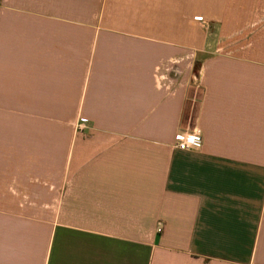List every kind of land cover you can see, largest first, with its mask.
Segmentation results:
<instances>
[{"label":"crops","instance_id":"1","mask_svg":"<svg viewBox=\"0 0 264 264\" xmlns=\"http://www.w3.org/2000/svg\"><path fill=\"white\" fill-rule=\"evenodd\" d=\"M202 5L0 0V199L41 182V264H264V0Z\"/></svg>","mask_w":264,"mask_h":264},{"label":"rangeland","instance_id":"2","mask_svg":"<svg viewBox=\"0 0 264 264\" xmlns=\"http://www.w3.org/2000/svg\"><path fill=\"white\" fill-rule=\"evenodd\" d=\"M203 5H202V0H196V15L195 17L199 19V24H196V31L198 30H211V28H207V25L202 24V20L204 19V17L202 16V9ZM206 9V8H205ZM205 25V26H204ZM216 26V25H215ZM181 27H185L182 29H186L185 23H180V22H173V23H168V22H164L162 23V28H172V29H181ZM217 30V28L214 27V30ZM215 39L214 36H211ZM213 40V39H212ZM203 41L202 37H199V35L196 34V37L194 39V44L195 45H201ZM208 55V54H207ZM214 54H210L209 56H213ZM181 57V56H180ZM196 61L198 63H201V61L203 60V58L205 57L204 54H199L196 56ZM208 57V56H207ZM39 120V119H36ZM76 120L74 119H67V125L68 127L70 126H75ZM57 124V122H56ZM83 125L80 124V128ZM37 157V156H36ZM50 170H53V167H51ZM33 185V186H31ZM31 185H28L26 182H20V192H19V196L16 198H12V199H0V205H3L2 208L5 209L6 206L10 207V205H13V207H18V213L17 214H13V215H8V214H3L0 215V219L3 222H7V221H17L20 225H19V241H18V249L15 250L16 248L14 247L13 251H8L5 249V247L3 248V256H4V262L3 264H10L9 262L5 261L6 257H9L11 259H13L11 257V255L15 257H18L19 259H21L22 257H25V240H22V234L24 233V230H22V223H25L27 221H34L35 222V227L33 228L34 230V238H35V264H41V250H42V237H43V230H42V220L44 219V217H46V215L43 214V197H41L42 192L41 189H38V186H42L41 182H34V184L32 183ZM52 185L54 186L55 184L52 183ZM35 186V187H34ZM29 195L32 194L34 195L33 197H24L23 195ZM57 204V198L52 199L51 200V204ZM1 209V208H0ZM12 216V218H11ZM51 218H53V214H51ZM32 230V231H33ZM5 232V231H4ZM8 245L7 243L3 242V246ZM17 259V258H15ZM13 264H16V262H14Z\"/></svg>","mask_w":264,"mask_h":264},{"label":"built area","instance_id":"3","mask_svg":"<svg viewBox=\"0 0 264 264\" xmlns=\"http://www.w3.org/2000/svg\"><path fill=\"white\" fill-rule=\"evenodd\" d=\"M175 139L176 145L181 149H200L203 146V133L198 127L187 131H179Z\"/></svg>","mask_w":264,"mask_h":264}]
</instances>
